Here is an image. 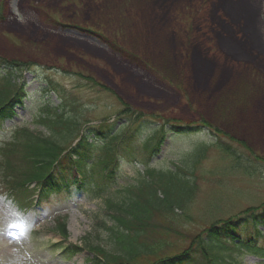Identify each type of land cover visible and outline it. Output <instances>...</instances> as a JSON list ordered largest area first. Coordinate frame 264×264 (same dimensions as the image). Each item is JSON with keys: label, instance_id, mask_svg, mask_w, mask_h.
Listing matches in <instances>:
<instances>
[{"label": "rangeland", "instance_id": "1", "mask_svg": "<svg viewBox=\"0 0 264 264\" xmlns=\"http://www.w3.org/2000/svg\"><path fill=\"white\" fill-rule=\"evenodd\" d=\"M60 3L0 0V56L25 67L0 70V91L15 76L28 94L15 119L0 129V264H92L88 246H106L100 225L113 223L106 201L143 197V181H153L149 167L193 172L196 190L183 211L154 212L147 242L155 251L141 264L180 255L215 223L264 208V0L66 4L80 28L94 29L121 52L97 38L59 31L37 13ZM48 109L67 111L80 128L108 129V140L126 126L122 137L131 134L129 148L116 152L112 173L97 166L84 185L77 176L70 196L41 193L40 204L12 202L19 190L7 183L9 165L21 174L28 169L13 133L27 128L47 135L38 119ZM177 122L193 128L167 132ZM218 143L231 147L250 170L241 169ZM9 147L19 155L12 156ZM63 221L66 238L59 232ZM232 256L241 264H264L247 253Z\"/></svg>", "mask_w": 264, "mask_h": 264}, {"label": "trees", "instance_id": "2", "mask_svg": "<svg viewBox=\"0 0 264 264\" xmlns=\"http://www.w3.org/2000/svg\"><path fill=\"white\" fill-rule=\"evenodd\" d=\"M13 64L16 63L0 58V68L10 69ZM4 85L5 90L0 91V129L14 118V109L22 106L25 101L23 96L17 94L18 85L11 77ZM51 112V115L49 112L40 119L47 135L28 129L14 133L15 137L19 136V141L13 144H22L28 169L21 174L9 165L7 183L19 190L10 199L12 202L18 200L33 203L34 195L39 193L48 196H70L68 192L71 185L76 184L77 175L81 178L80 184L84 185V180L95 167L101 166L102 169L108 170L116 160V152L129 148L126 142L131 134L122 137L126 126L108 140L109 130L106 128H80L76 118ZM200 124L212 132L211 125L204 121ZM192 128L178 125L177 122L173 123L167 132L172 129L182 132ZM98 137H101V140H97ZM119 139H122V142L118 145ZM73 141L78 142L74 145ZM161 144L152 149L151 155ZM217 146L222 152L232 156L241 169L250 170L231 147L223 143H218ZM7 152H11L12 156L19 155L14 153L12 147H9ZM99 152L102 153V158H96V153ZM150 174L153 181L145 185L143 197H134L129 203L122 204L112 200L106 201L107 211L113 223L111 227L106 223L100 225L107 232V247L102 244L88 246L95 255L90 261L92 264H141V259H148L155 251V247L152 248L147 242L154 212L176 214L177 211H183L192 200L196 190V177L193 172L177 168L175 171L165 172L152 170ZM29 185L35 186L33 196L32 190L26 189ZM160 193L163 194L159 195ZM60 226L59 232L66 238L69 234L67 224ZM237 251L264 261V208L247 211L239 217L215 223L204 235L192 239L190 247L182 254L159 258L153 264H241L232 256Z\"/></svg>", "mask_w": 264, "mask_h": 264}, {"label": "flooded vegetation", "instance_id": "3", "mask_svg": "<svg viewBox=\"0 0 264 264\" xmlns=\"http://www.w3.org/2000/svg\"><path fill=\"white\" fill-rule=\"evenodd\" d=\"M65 1H70V0H65ZM80 1V0H79ZM74 15H76L75 13H74ZM74 19H75V17L74 16H72L71 17V20H72V22L74 21ZM74 23H77L76 21L75 22H73V23H64V25H71V24H74ZM66 29V27H64L63 25H61L60 26V28H59V30H61V31H64ZM91 30H93L94 32H96L94 29H91ZM71 32H73V33H75V34H77V35H81V36H85V37H87V38H89V39H96V34L95 33H93V32H89V31H86V32H84V31H82V30H79V29H75V30H72ZM98 33V32H97ZM100 34V33H99ZM101 35V34H100ZM102 36V35H101ZM98 38H101V37H98ZM109 93H111V94H113L116 98H117V96L119 95L117 92H115V91H113L112 89H110V91H108ZM119 97V96H118ZM121 97L123 98V96L121 95Z\"/></svg>", "mask_w": 264, "mask_h": 264}]
</instances>
